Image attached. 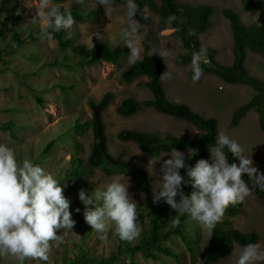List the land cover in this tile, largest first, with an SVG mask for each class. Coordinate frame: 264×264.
Listing matches in <instances>:
<instances>
[{
	"label": "rangeland",
	"instance_id": "1",
	"mask_svg": "<svg viewBox=\"0 0 264 264\" xmlns=\"http://www.w3.org/2000/svg\"><path fill=\"white\" fill-rule=\"evenodd\" d=\"M183 4H204L213 7L212 26L200 36L205 47L217 50L216 58L223 65H231L234 61L232 54V33L229 22L223 17L222 10L233 9L238 12L246 24L260 21L263 11L249 13L244 11L240 0H177ZM37 0H0V26L4 29L7 39L15 30L24 34L35 32L38 39L29 40L18 55L7 54L0 56V144L15 150L18 161L31 159L39 161V166L54 175L61 183L63 195L70 200V212L75 225L67 231L61 240L50 242L51 248L48 261L26 260L24 264H66L72 257L86 254L91 257H107L119 245L124 247L126 241H121L113 231V225H108L104 239L87 225L83 219L84 205L78 199V192L83 189L86 195H91L96 187L102 188L112 179L127 182L128 192L137 204V223L141 233L150 229L151 210L146 198L138 189L131 177L116 174L104 176L101 171L81 178H70L66 175L70 167V152L73 150V139L77 121L83 123L91 116L88 100H100L106 92H112L114 98L108 107L104 121L108 137L110 153L118 159L132 161L146 170L152 181L153 188L160 175V164L148 166L149 157L132 143L120 142L117 134L122 129H135L145 132H159L162 135L195 137L198 133L190 124L171 116L158 114L152 108L132 118H124L116 113V107L127 98L138 100L153 98L152 92L145 86L147 79L138 77L130 84L121 83V73L129 68L130 50L120 36L121 29L127 26L126 4H114L113 14L108 16L102 6L95 7V0H67L60 5L64 9L79 10L84 15L94 13L85 24L73 26L64 31L65 36L74 37V43H83L89 48L95 44H113L122 47L123 57L116 64L106 62L95 65H79V58L72 49L59 48L54 39H42L39 24H32L36 18L35 5ZM18 12L17 26L12 24V17ZM150 20L144 25H138L139 47L141 57L159 55L157 52L167 48L170 55L163 57L168 75L163 77V85L167 98L176 104L184 103L195 112L205 117L218 120L219 134H225L236 140L244 149V155L251 157L253 166L264 174V133L260 130L258 117L255 112H249L236 128L230 127L233 113L248 102L254 92L242 85H227L215 76H203L192 82L186 74L187 67L178 66L176 58L185 54L180 41L173 35L172 29L163 27L156 14L149 13ZM38 19V18H37ZM147 45L148 50H147ZM0 49L8 51L0 39ZM45 63L55 64L45 68ZM67 65V67H64ZM72 65V68L68 67ZM246 68L251 74L264 80V58L248 52ZM45 99L43 105L38 104L32 91ZM12 123L10 130L3 127ZM83 150L79 155L84 159L90 152L92 142L91 130H85L78 137ZM58 141L47 159L41 157L44 147L50 141ZM185 157L189 152H185ZM165 155L163 160L169 159ZM178 199V197L176 198ZM91 207V205L89 206ZM74 209H80L79 212ZM170 207L163 214L164 230L175 227L170 221L177 214ZM144 215V217H142ZM233 227L243 232L255 231L264 249V201L258 199L252 192L244 200V212L233 219ZM63 229L57 230L62 235ZM139 235V236H140ZM210 231L201 228L195 221L190 220L187 226L186 241L174 236L164 243L178 256V260L160 256L152 260L137 254L134 258L124 256L115 264H203ZM139 237L132 242L136 244ZM129 243V242H128ZM190 248L192 250H190ZM240 247L233 250L232 255L221 264H235ZM122 261V263H121ZM0 264H17L7 256L0 257Z\"/></svg>",
	"mask_w": 264,
	"mask_h": 264
},
{
	"label": "trees",
	"instance_id": "2",
	"mask_svg": "<svg viewBox=\"0 0 264 264\" xmlns=\"http://www.w3.org/2000/svg\"><path fill=\"white\" fill-rule=\"evenodd\" d=\"M67 0H54L61 4ZM244 11L253 13L263 11L260 21L246 24L241 15L233 9L225 8L222 10L223 17L229 22L232 33V54L234 61L231 65L221 64L217 58V50L205 47L200 39L212 26L211 18L214 12L213 7L204 4H183L177 0H135L137 13L133 19L140 26L146 25L150 16L156 14L159 23L163 27L173 29V35L180 41L185 54L176 58L178 66L187 67L186 74L191 79L189 68L193 51L200 47L207 49V64H202L203 76H215L227 85H242L249 87L253 92L251 99L240 106L232 115L230 127L236 128L246 115L253 111L257 114L260 130L264 133V80L251 74L246 68L248 52L264 58V0H240ZM114 4L125 5L126 0H114ZM71 11L76 24H85L92 18L94 13L84 15L79 10L64 9ZM19 14L16 11L12 17V24L17 26ZM0 39L4 46L9 47L8 51L0 49V56L7 54L18 55L27 41L37 40L35 32L27 35L19 30H15L12 36L7 39L4 29L0 26ZM59 48L72 49L79 58V65H95L106 62L116 65L123 57L122 47L113 44H95L89 48L83 43L75 44L74 37H66L61 30L53 34ZM147 45V50H148ZM45 68L56 66L55 64L45 63ZM67 67V65H64ZM72 68V65L68 67ZM166 63L159 55H145L141 60L132 63L129 68L121 73V83L130 84L138 77L147 78L145 86L152 92L153 98L138 100L133 97L123 99L116 107V113L124 118H132L144 111L152 108L159 114L171 116L177 120L184 121L198 131L195 137L162 135L159 132H145L135 129H122L118 132L117 138L123 143L136 145L142 153L149 158L169 154L172 149H177L183 153L189 152L186 163L189 166L195 164L199 159H209L208 148L215 144L219 134L218 120L214 117H205L195 112L190 106L184 103H173L167 98V92L163 85V77L166 72ZM38 104L43 105L45 99L32 91ZM114 98L112 92H106L100 100L89 99L88 106L91 116L83 123L77 121L75 135L73 139V150L70 152V167L66 173L70 178H81L91 175L94 171L103 172L104 176L112 177L116 174H124L132 178L138 189L146 198L148 207L151 210L150 229L141 233L136 244L126 243L124 247L117 246L111 251L109 256L97 258L84 254L81 257L69 258V261H62L66 264H115L124 256L134 258L137 254L152 260H159L160 256H165L178 260L179 256L164 243L170 241L174 236L186 241L187 226L190 219L180 214L175 227L164 230L165 220L163 214L169 207L163 201L158 204L152 202V181L149 173L141 166L132 161L118 159L113 156L108 147V137L104 115ZM12 123L3 127L10 130ZM85 130H91L92 142L90 152L86 159L80 157L83 150L78 141V137L84 134ZM58 141H50L43 149L41 157L47 159L52 155V150ZM229 162L233 161L231 154H227ZM33 163L39 165V161ZM238 163V162H237ZM182 177L185 170H180ZM245 182L252 189V193L260 200L264 201V190L256 188L252 181L244 177ZM182 190L187 195L192 191L190 185L183 186ZM244 212V201L230 205L224 212L222 220L218 222L213 230L210 231L207 242L206 255L203 264H221L228 259L234 250L233 241L237 245L247 243H257L260 241L259 235L255 231L243 232L233 227V219ZM144 217V215H142ZM190 250H192L190 248ZM122 263V261H121Z\"/></svg>",
	"mask_w": 264,
	"mask_h": 264
},
{
	"label": "clouds",
	"instance_id": "3",
	"mask_svg": "<svg viewBox=\"0 0 264 264\" xmlns=\"http://www.w3.org/2000/svg\"><path fill=\"white\" fill-rule=\"evenodd\" d=\"M82 2L76 0L77 4ZM98 5L103 7L106 15L113 14L114 0H95V7ZM35 9L36 18L31 23L39 24L42 39L51 40L53 34L62 29L66 31L75 23L71 11H62L61 5L54 0H37ZM136 13L135 0H126L127 26L121 29L120 36L130 50V63L142 59L138 43L139 23L133 19ZM157 53L160 57L170 55L167 48ZM207 63L206 48L192 52L189 65L192 82L201 78V65ZM208 152L209 159H199L189 166L185 154L174 148L169 154L152 156L148 166L151 165L153 171V165L160 164V175L153 188V204L163 201L177 214H183L204 230L211 231L230 205L242 203L250 195L252 189L244 177L256 188L264 190V174L253 166L251 157L244 155L243 147L225 134H218ZM227 154H231L236 162H229ZM165 155L170 158L161 163ZM181 169L185 170L183 177ZM182 185H190L192 191L186 195ZM78 199L84 205L85 223L100 239H104L110 223L121 241L132 242L139 237L137 204L128 192L127 182L114 178L102 188L96 187L91 195L81 189ZM70 203L53 174L31 159L18 161L13 148L0 144V257L12 258L17 264H24L26 260L48 261L50 242L61 240L76 223L72 219ZM170 222L174 225L177 221L174 217ZM60 229L63 234L57 235ZM233 245L235 249H241L235 264H264V249L259 244L240 246L233 241Z\"/></svg>",
	"mask_w": 264,
	"mask_h": 264
}]
</instances>
